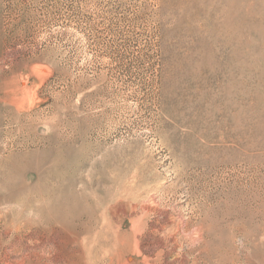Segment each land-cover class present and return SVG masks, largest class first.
Instances as JSON below:
<instances>
[{"label":"rangeland","instance_id":"obj_1","mask_svg":"<svg viewBox=\"0 0 264 264\" xmlns=\"http://www.w3.org/2000/svg\"><path fill=\"white\" fill-rule=\"evenodd\" d=\"M0 264H264V0H0Z\"/></svg>","mask_w":264,"mask_h":264},{"label":"bare ground","instance_id":"obj_2","mask_svg":"<svg viewBox=\"0 0 264 264\" xmlns=\"http://www.w3.org/2000/svg\"><path fill=\"white\" fill-rule=\"evenodd\" d=\"M65 206V205H64ZM60 210V209H59ZM60 212V211H59ZM63 213V212H62ZM63 216H65V213H64V215ZM56 219V218H55ZM58 219V218H57ZM60 219V218H59ZM66 220V219H65ZM42 221V220H41ZM68 222V221H67ZM20 226V225H19ZM22 234V233H21ZM19 240V239H18ZM138 243V242H137ZM245 260V259H244Z\"/></svg>","mask_w":264,"mask_h":264}]
</instances>
